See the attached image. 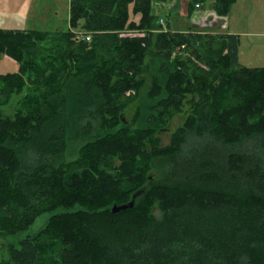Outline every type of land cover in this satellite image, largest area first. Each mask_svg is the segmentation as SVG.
<instances>
[{
    "label": "trees",
    "instance_id": "1",
    "mask_svg": "<svg viewBox=\"0 0 264 264\" xmlns=\"http://www.w3.org/2000/svg\"><path fill=\"white\" fill-rule=\"evenodd\" d=\"M159 18L151 0H69L67 30L0 28L19 64L0 74V264H264V66L235 34Z\"/></svg>",
    "mask_w": 264,
    "mask_h": 264
},
{
    "label": "rangeland",
    "instance_id": "2",
    "mask_svg": "<svg viewBox=\"0 0 264 264\" xmlns=\"http://www.w3.org/2000/svg\"><path fill=\"white\" fill-rule=\"evenodd\" d=\"M181 9V8H180ZM208 9V7H207ZM235 21L229 25V28H237V31L243 30L240 36L239 61L242 65L248 67L264 66V34H254L256 31L264 32V0H238L236 5ZM159 17L164 19L165 25L162 29H166L168 23L169 28L182 27L185 23H189L187 15L178 12L161 10L158 12ZM78 26L77 29H80ZM0 28L4 29H38V30H58L64 31L69 28V0H0ZM240 29V30H238ZM19 68V64L14 59L2 55L0 57V74L15 72ZM150 83L149 74H145V86L140 90V98L144 96L145 91ZM20 96L13 95L8 104L2 107L4 114H13L16 102ZM139 103V99L124 111L125 120H130L135 106ZM187 113V105L182 111L176 113L169 121L168 125L159 132L161 145L169 143L170 135L178 126L182 125ZM75 156L70 148L66 152L65 160H70ZM151 177H158L162 170L166 168V164L161 157H155L151 160ZM136 194V193H135ZM155 216L160 215V210H153ZM49 213L44 212L39 215L36 220L24 231L18 233L17 238L25 235L34 234L39 231L47 222Z\"/></svg>",
    "mask_w": 264,
    "mask_h": 264
},
{
    "label": "crops",
    "instance_id": "3",
    "mask_svg": "<svg viewBox=\"0 0 264 264\" xmlns=\"http://www.w3.org/2000/svg\"><path fill=\"white\" fill-rule=\"evenodd\" d=\"M188 2L189 0H151V12L157 16H160L158 12L161 10L174 11L178 13L180 10L182 15H187L189 23H185V25L182 27H175L170 29L167 23L166 28L173 31H188L193 28H200L205 29L206 31H209L213 34H235L239 37V40L241 34L250 33L244 32L240 29H238L240 31H237V28L234 27L229 28V25L233 24L235 21L234 17L236 16V13L234 11L236 10L238 0L235 1L230 12L225 16H220L216 14L215 11L212 9L213 0H209L206 3H198L199 5H195V8L192 11L189 10ZM254 34H264V32L256 31L254 32Z\"/></svg>",
    "mask_w": 264,
    "mask_h": 264
},
{
    "label": "water",
    "instance_id": "4",
    "mask_svg": "<svg viewBox=\"0 0 264 264\" xmlns=\"http://www.w3.org/2000/svg\"><path fill=\"white\" fill-rule=\"evenodd\" d=\"M135 195L132 196V200L128 203V204H123V205H113L112 206V212H117L120 210H124L128 207H131L133 204V199H134Z\"/></svg>",
    "mask_w": 264,
    "mask_h": 264
},
{
    "label": "built area",
    "instance_id": "5",
    "mask_svg": "<svg viewBox=\"0 0 264 264\" xmlns=\"http://www.w3.org/2000/svg\"><path fill=\"white\" fill-rule=\"evenodd\" d=\"M199 4H196V6H198ZM158 23L162 26V27H164V25H165V21H164V19L161 17V18H159L158 19ZM80 36V35H79ZM85 39L86 40H89L90 39V36L89 35H87V36H85Z\"/></svg>",
    "mask_w": 264,
    "mask_h": 264
}]
</instances>
